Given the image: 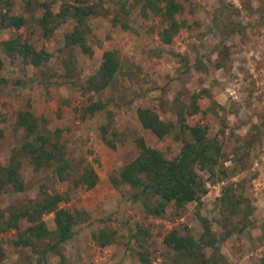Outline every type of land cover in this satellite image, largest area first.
<instances>
[{"label":"rangeland","instance_id":"1","mask_svg":"<svg viewBox=\"0 0 264 264\" xmlns=\"http://www.w3.org/2000/svg\"><path fill=\"white\" fill-rule=\"evenodd\" d=\"M95 1L101 3L105 14L89 19L88 42L93 55L84 56L64 48L63 38L74 25L72 19L48 38L42 35L38 24L44 11L41 4L58 13L62 0H12L11 14L23 17L25 24L18 30H0V43L18 36L38 50L45 49L51 59L35 69L11 62L0 46L4 62L0 79L9 81L0 85V168L9 164L24 143L25 132L16 124L20 111L36 117L38 130L45 131L64 152L72 167L71 177L87 166L93 168L97 185L88 191H69L70 199L60 204L90 216L88 222L75 227L70 241L59 246L71 264H141L138 243L130 240L138 227L150 235L144 244L150 264H171V251L162 242L165 234L177 230L198 238L202 232L199 213L221 238L223 215L217 202L221 187L229 181H242L244 194L254 207L253 228L220 242L218 264H264V200L258 195L264 175V0H176L184 7L177 19L185 21V26L170 45L159 40L164 27L161 20L143 16L134 0ZM0 11L4 10L0 7ZM106 50L119 56L115 79L99 93L82 90ZM63 59L74 61V81L63 77ZM15 79L27 83L16 86L11 82ZM194 93H200V112L188 117V123L205 127L209 138H217L224 153L223 167L229 174L237 173L223 183H206L207 193L200 205L189 203L178 213L171 203L163 216H148L140 202L128 200L134 192L131 187L116 188L110 180L138 156V139L165 154L181 148V142L172 136L158 139L142 128L137 109L151 108L163 121L175 122V101L188 105ZM96 101L107 109L86 115V107ZM19 161L25 191L15 194L7 188L0 194L4 219L10 208L28 205L45 192L64 193L70 185L60 182L51 169L36 172L27 159ZM44 221L48 229H54L53 214L44 216ZM27 225L21 221L20 230ZM99 229L115 231L116 242L98 247L92 235ZM17 239L15 229L0 232L5 252L1 264L60 261L55 252L40 255L48 240L21 247L14 244ZM206 253L209 256L211 251Z\"/></svg>","mask_w":264,"mask_h":264},{"label":"trees","instance_id":"2","mask_svg":"<svg viewBox=\"0 0 264 264\" xmlns=\"http://www.w3.org/2000/svg\"><path fill=\"white\" fill-rule=\"evenodd\" d=\"M134 4L140 6L143 16L152 15L164 24L158 34L160 42L164 45H170L173 38L185 26V21L177 19L184 7L176 0H134ZM0 7L4 10L0 11V30L10 28L18 30L24 26L23 17L11 14L12 0H0ZM41 7L44 11L38 19V24L44 38H48L70 18L74 21V25L71 31L64 35V48L70 51L76 50L84 56L93 55V49L88 42V35L91 33L89 19L105 14L99 1L62 0L58 13H53L48 4L42 3ZM0 46L3 54L11 62L20 61L23 65L35 69L44 67L51 59V54L45 49L38 50L18 36L2 41ZM63 65L65 67L63 77L74 81V61L63 59ZM3 66L4 62L0 57V70ZM118 70L117 52L104 51L98 70L85 80L81 89L93 93L103 91L113 82ZM11 82L16 86L27 83L20 79ZM8 83V80L0 79V85ZM190 98L188 105L180 103L179 100L175 101V122L163 121L151 108L137 109V118L142 128L149 130L158 139L172 136L181 142V148L178 152L165 154L148 147L143 139H138L136 141L138 156L123 166L117 176L110 180L116 188L122 185L131 187L134 192L129 195L128 200L140 202L148 216H163L171 203L178 213L189 203L200 205L203 196L207 193L206 183L212 185L223 183L237 173L235 170L229 174L223 167L224 153L217 138H209L205 127L188 123V117L200 112L197 104L200 93H194ZM106 109V104L96 101L86 107L85 114L90 116ZM37 122L38 119L29 111L18 113L16 124L24 130L25 139L20 150L12 154L9 164L0 168V194L7 188L15 194L25 191L19 172L21 157L29 161L34 171L51 169L52 174L60 182H68L70 185L64 193L50 195L45 192L40 198L30 201L28 205L10 208L5 219L4 214L0 213V232L17 230L18 239L14 244L21 247H30L34 242L48 240L49 243L40 255L45 256L47 253L55 252L60 258L57 264H71L59 251V246L70 241L74 237L75 227L88 222L90 216L86 211L70 210L60 207V204L70 199L69 191L93 189L98 183V176L92 167L87 166L80 174L71 177L70 161L60 147L51 142L45 131L38 130ZM103 139L106 140L104 136ZM105 142L112 149L115 148L112 142ZM217 202L223 215L222 237L218 238L211 229L210 221L198 213L197 219L202 229L198 238L189 232L180 233L177 230H171L163 237V245L172 254L171 264H218L220 242L253 228L250 218L254 207L244 194L242 181L240 183L229 181L222 185ZM49 214H53V230L48 229L44 221V216ZM21 221L28 224L23 230H20ZM149 237L148 231L143 227H138L136 232L130 234V240L138 243L140 248L137 257L141 264H150L149 254L144 248ZM92 239L98 247L104 248L116 242L117 234L115 231L99 229L93 233ZM207 250L211 251L209 256ZM4 257L5 252L0 244V264Z\"/></svg>","mask_w":264,"mask_h":264},{"label":"crops","instance_id":"3","mask_svg":"<svg viewBox=\"0 0 264 264\" xmlns=\"http://www.w3.org/2000/svg\"><path fill=\"white\" fill-rule=\"evenodd\" d=\"M262 174H264V171H262ZM262 176V180H259L258 182L260 183L261 187L259 188V192H258V195L261 199L264 200V175H261ZM263 181V183H261Z\"/></svg>","mask_w":264,"mask_h":264}]
</instances>
